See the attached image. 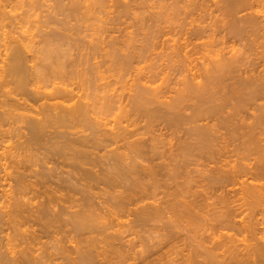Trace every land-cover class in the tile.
<instances>
[{
  "label": "bare ground",
  "instance_id": "obj_1",
  "mask_svg": "<svg viewBox=\"0 0 264 264\" xmlns=\"http://www.w3.org/2000/svg\"><path fill=\"white\" fill-rule=\"evenodd\" d=\"M18 1L22 2V0ZM62 1H57V6L55 5L56 12L58 11L62 15L65 14V18H75L77 22H80L81 20L84 21L83 18H88L90 15L94 16L98 13V10L99 13L102 12L101 8L103 9L106 3V0H69V2L66 1L68 2L66 4L64 3L65 0ZM142 1L144 4V2L146 3L148 0ZM173 1L174 2L171 3L172 12H168V14L167 11H163L160 12V15L156 14L155 17H152L155 19L154 24L156 25H149L147 32L145 31L146 33L144 32V34H140L141 37L139 38L141 39L137 40V42L139 41L138 43H140L139 45H134V42L136 41L135 35H125V37H127L124 39L125 41L112 38L110 41L106 42L103 38L104 34H101L104 40L101 43L99 42L100 45L97 43V46H93L91 49L89 47V54H86L88 53L87 49L85 51L86 53L82 54V56L86 55L85 58H82L80 55L82 59L80 58L77 60V58H73V55L71 57V54L74 51L69 53V50L72 49L69 48L71 45L70 41L73 43L74 41H77V39L71 35L72 38L76 39L72 40L67 33L68 31L70 33L72 28L75 29V32L80 31L77 25L70 29L65 27H62V29L57 25L55 26L57 28L53 29V31L55 30V34L52 32L53 35H51V32L49 31L50 33L48 32V34L50 35L47 34L46 36L44 33L45 36L43 35L44 38L42 39L47 48L45 50L43 49L44 52L43 50L41 51V55L43 54L44 57L42 56V58L41 55H39V58L42 60L41 63L46 59L44 65L48 71L50 70V73L41 72L38 76L40 79L46 80L45 86L41 85L32 88V85L34 86L33 82L37 77H34L33 75L35 73L33 72L34 67L31 68L32 70L29 68L30 61L28 62L27 59L29 58H26L28 53L24 51H26L25 49L30 43H28L29 45L27 44L26 40L21 36L22 34H17V37L11 36L12 39H10V41L7 42V45H5V51H0V57L2 55L0 58V183L3 182L1 184H4L6 181H13L14 179V183L17 181L16 183L18 186H21L20 190H18L19 192H17L18 195H16L17 190L15 191L13 189V191H11V186L10 192L9 190L7 191V189H5L7 192L3 190V188H1L2 190L0 189L2 194L4 191L5 196L7 195L6 197L3 196L4 194L2 195L3 197L0 196L2 197L0 200L7 198L3 201L5 205L3 204V206H1L2 201L0 205V211L6 213H0L2 214L0 216L2 217L0 218V227L1 223L5 222L8 224V227L6 228L7 232L9 229L16 232L21 231V235H19L21 236L20 241L23 242L21 245H24L25 243L27 245H25L26 247L23 246V250H20L19 252L15 251L14 247H11V249L13 248L12 250L8 247L9 252L12 251L10 254H13V256L10 257L9 255L10 260H2L1 262L5 261L3 264L8 262L6 260H9V264H49V261L54 262V264H60L64 260V253L69 248L67 247L66 249L65 247L70 245L69 243H71V239H77L72 242L75 243L73 244L74 248L71 245L72 249L75 251L73 253L75 254L77 252V257L73 255L75 258H69L70 264H159L161 263L160 260L163 259L162 257L166 256L164 251L165 256H162L161 254L163 253H161V251L166 249L165 247L169 242H165L163 245H161L162 243L159 244L160 247L157 245L155 246V243L154 246H151L148 249L144 246L145 248H142L140 252H130L123 247L127 245H125L127 240L125 242V239L123 238V241L125 242L123 245L119 244L121 241L116 243L117 241H114L113 239L119 234L118 232L120 230L118 228L121 230L127 228V231H129V227L131 229L133 226H141L142 223L144 226H147L150 224L151 220L154 222L159 220L162 221L166 215L167 217L165 219L168 218L169 220L167 221H170V223L173 222L171 220L175 219L174 222L176 224L184 225L186 223L190 226L187 227V229H190L188 232L192 234V236H190L192 237V240L190 241H195L188 244V249L190 248V250L187 254H182V251L181 253L179 252L183 256L181 255V257H179V260H181L180 262L177 260L178 264H264V226H262L264 225V183H255L258 182V180H264V68L258 69L260 64L264 63V42H261V39L264 38V2H262V0H224L222 1L223 3L221 2L224 4L225 12L229 17L227 24L224 23L225 21L223 20V24H226V27H223V30L225 28L227 31H225V38L227 35L231 45V42H233V45L230 47L231 49L228 48L227 51V48H224V46L222 48L219 47L220 49L213 48L218 46V44L217 46L213 45V43L217 41L214 39L218 38H214L213 33V36H210L214 39L211 38L210 40V36H208L210 31V28H208L209 26L192 25L195 22V12L199 11L201 4L198 2L196 3V1L195 4L194 0ZM13 2H15V0H0L1 26H5L6 24L12 25L16 22L14 20H18L20 17V15L17 17V14L16 16H10L12 13L10 14V11L6 12V8L9 7L8 5H11ZM115 2L117 3L116 0ZM222 4L220 5V8H223ZM107 5L108 4H106V6ZM129 6L130 5H128V7ZM164 8H166V5ZM245 11L250 12L244 16L239 15L242 12L245 13ZM127 12L129 13V11ZM48 14L51 15L50 13ZM12 17L14 22L11 24ZM51 17L53 16H50V18ZM21 19H23V17ZM7 20L10 21L7 23ZM67 23L65 21L63 24L66 26L68 25ZM110 23L111 22H108V24ZM58 28H61L63 32L59 29L60 31H58L60 33H56L58 32L56 31ZM82 28L84 29V27ZM97 32L100 34V29L99 31L97 30ZM40 35L41 33L39 36ZM166 35H171L173 37L169 36L168 38L170 39H163L161 41ZM77 36L79 37L80 33H78ZM207 39L209 40L207 41ZM33 40L35 41L36 39ZM61 40L62 43L58 42L57 45L59 46L56 47L55 42ZM236 41H244L243 48L237 49L234 44ZM245 41L248 44L245 43ZM80 43L82 42H74L75 48L76 44L78 45ZM216 43L217 42H215V44ZM221 43L223 42L221 41ZM257 44L259 45L258 48L261 49L256 51L257 53H254L255 55L257 54L258 61L261 60L260 63L252 60L251 62L248 57L249 53L252 54L251 51L254 50L250 49L253 46L256 47ZM53 45L55 46L54 48H52ZM72 45L71 47H73ZM209 47L211 50H209ZM81 48H83V46ZM98 48L102 49L99 52H104V54H102V56L105 57L104 62L107 64V58H109L111 64L109 63L108 65L111 66L105 65L104 67H106V70H99L100 73L97 70V74H102L107 70L110 71L113 65L114 67L118 65V69L120 68L123 70L126 67L125 70H128L129 68L133 70L131 67L132 65L136 66L137 62L139 64L142 62L141 60L147 59L150 55L153 56V54H157L160 58L164 51L165 54L162 55L172 64L171 68L174 73L173 75L182 76L181 79L178 77V81L176 80L174 83L182 86L174 93V90H171L172 88H167V85H165L167 89L165 88L164 83H168L167 79V82L163 83L164 87H162V80L164 78L169 79L167 76H169L170 72H167L165 69V71H160L159 69V72H156L154 71L155 68L151 66L153 67V71L150 67V71L152 72L149 71V73L144 74L145 72H142L145 71V69L142 71L141 68V73L140 71H137L138 76L137 74H134V76L136 75L135 77H138V80L133 76V80L135 79L133 82L135 88L133 87L131 94L128 93V99H126L127 103L125 104L126 107L128 106L127 110L133 113V115L128 113L130 118H128L129 116L127 114L128 117L126 119V116L123 113L125 112L123 110L125 105H123L124 107L122 106L123 102L121 105L119 104L122 98L117 90L113 91V89L110 88L112 87V84L109 82L111 84L110 86L106 81L104 82V84L107 83L106 88L105 86L101 88L102 86L100 84H97V86L95 83L98 77L106 79V76L104 77L103 75H101V77L96 75L95 78L92 76L96 74L95 70L97 68L100 69L102 64L100 67L97 66L94 70L95 73L91 70L93 74H91L92 72L89 73V70L88 72H85L87 69L81 71V73L79 70L76 71V68V70L72 68L82 64L86 65L87 60L90 62L94 56H91V59L89 60L87 58L88 55L90 57L92 53H98ZM158 48H160L162 52L157 53ZM206 51H208V53H206ZM248 51L250 52L248 53ZM246 54L248 55L247 57ZM98 55L100 56V54ZM163 56L162 58H164ZM48 59L51 61V67L49 66V61H47ZM51 59H54L53 62ZM101 62L103 63L102 60ZM133 62L136 63L134 64ZM92 63L93 62H91L90 65H92ZM168 63L167 65H169ZM135 66L134 68L136 71L137 68ZM114 67L112 69L117 70V68ZM90 68L91 66H89L88 69ZM138 69L140 70V68ZM131 70L130 72L129 70L125 71L126 74L124 75V70L119 73L122 72L121 76L126 75L127 77L128 74H131ZM162 71L165 73H162ZM127 72L129 73L127 74ZM116 73H118V71ZM88 74L90 78L88 77ZM161 75H163L162 78H164L161 79L162 82H158L160 83V86L153 87V84L157 81L156 79L159 78L160 80ZM75 77L81 79L80 81H77H82V85L85 84L83 79L84 81L86 80L85 82L89 83V86L86 83L87 87H91L92 83L93 86L95 84L94 88H91H96L95 90L97 92L95 93L94 90L90 88V90H92L91 93H84L85 88L83 89V87H80L81 83L77 82L79 87L75 82L72 83ZM103 78L101 79L104 80ZM236 79H238V81H235ZM166 80L164 79V81ZM228 80H230L231 84H229ZM14 83L17 86H14ZM235 83L237 86H240L237 87ZM9 85H12L13 88L8 89L7 87ZM229 85L232 86L231 89L229 88ZM239 87H241V91L247 88H253L254 90L252 89L248 94L247 91L246 94L240 91L242 94L239 95L236 90ZM49 88L51 89L50 91H48ZM104 89L105 91H103ZM169 89L173 92L172 94H174L173 96L169 94L171 97L166 96L170 93L168 92ZM228 89L233 92L235 91L234 96L236 97L233 98V95L229 94L230 91L228 94L232 96L231 99L227 95L228 100L227 97H225V99L222 96L220 97V94ZM99 91L103 93H101V97L99 94L97 95ZM93 92L96 95L93 96ZM236 92L237 95H235ZM221 98H223V101L220 100ZM232 99L237 100V102L239 101V104L236 103L235 105L238 104L240 107H238V105H233L234 107H237L234 109L231 105V110H234L231 113H226L228 102ZM218 100H220V103ZM242 102L249 103L251 107L254 105L252 108L255 109L256 113L249 116L244 112L243 116L242 112L245 110H242L243 107L241 108ZM120 108L122 109L121 111H123L124 118L127 120L125 121L126 125H122L124 122L121 124V121H119V124L116 121V123L119 124L118 126H113L116 123L109 126L108 123L110 120L108 116ZM95 114H99L98 116L96 115L97 117L101 114L103 117H101V119L97 118L94 116ZM104 115H106L107 118L106 116L104 118ZM245 115L248 116V120L254 117L253 121H247ZM249 117L251 118L249 119ZM102 118H104V120H102ZM106 119L109 120L108 123ZM129 119L130 123L128 122ZM142 119L147 123H145L147 126H151V124L153 125L155 122V124H158L157 122H159L164 126L162 129L159 128L157 131L155 130V134L154 130L149 131L150 128L147 129V126L141 123V121H143ZM105 120L106 122H104ZM138 120L139 123L143 125L142 127L137 126V124L140 125L137 123ZM4 124L9 125V128L7 125V128H4ZM144 127L147 130H144ZM152 129L153 128H151V130ZM222 129H225L229 134L226 135L227 133L224 132V135H226L227 138L220 133ZM158 131L160 133L157 134ZM168 134L170 136H167ZM218 140H221V142H218ZM217 143L219 145L220 143L224 144H221L222 146L218 147ZM216 145L218 149H216ZM228 145H232L230 149L227 147ZM242 145L244 146L243 148L241 147ZM225 147L228 149L225 150ZM238 147L240 150L244 149V151L242 150L241 152ZM244 153H246L248 157L250 156V153L251 155H255L253 161L251 158L247 159V155L244 156ZM194 154L195 156H193ZM188 155L189 157L192 156L194 158L197 155H204L203 157H208L209 159L214 158L211 160L215 161L216 159L215 163H217V165L224 162L223 164L221 163V166L215 165L216 167L210 170V173L215 174H213L214 177L209 175L212 177V180H210L212 184L210 182H208V184H211V187L213 184L219 185L215 186L216 188L214 187L217 192L221 191V193L217 194L218 199L215 195L217 192L211 190L215 193L214 196L213 194L211 195L212 192H210V190H207L206 194L203 193L206 192V190L203 191L204 189H202L200 191H203L202 193L204 195H208L209 191V195L216 197L215 199L219 200L217 201L219 203H213L215 206L213 204L209 206V203L206 205L207 200L204 199L206 196L203 197L202 193L197 194L196 189L194 191L196 194L191 191L192 189L189 190V188L181 189L173 187L172 190L176 192L170 190V181L180 185L178 177H182V174H184L182 172L184 170L186 171L189 159L191 158L190 160H192V157H187ZM183 157L184 160H187L185 161V167L182 164L184 163V160H182ZM198 157L199 156H197V158ZM203 157L201 156L200 158ZM234 157H236L235 160L233 159ZM105 158L107 161L103 160ZM177 158H181L180 160H182V162H179V159ZM231 159L237 162H230ZM38 160H41V164L39 163L41 165H39L40 169H34L36 168L34 165L37 164ZM238 160H243L244 162L240 161V163ZM34 161L36 162L34 163ZM173 161L177 162L174 163ZM31 162L33 165L30 164ZM36 166L38 167V164ZM108 166L112 168V170H110ZM28 167L34 169V172L33 169H30L31 172H33L32 174L31 172L28 173ZM41 167H43V169H41ZM182 167L185 169L183 170ZM35 170L37 171L35 172ZM162 170H166V172H163L164 174H167V177H164ZM30 174L34 176L35 179L31 180L32 178H30ZM159 175L163 176L161 179L167 178V182L169 177L170 183L169 186L167 185L169 190H167V186L165 185H163V188H161L160 185L158 186L160 182ZM244 176H249L252 180L256 181H251V183H249V178L244 179ZM27 178H30V180ZM52 178H57V180H53ZM12 181L6 183L8 184V187L12 184ZM162 182L167 183L166 180L161 181V183ZM231 183H234V185L239 183V185H242V188H237L236 190H234L235 188H231L232 190L230 188V190L225 188ZM1 184L0 186H2ZM13 185L15 184H12V186ZM164 186L166 188H164ZM97 187L98 190L100 189L99 191L106 196L104 200L101 199V202H98V207L96 206L97 208H95L92 198L97 195L93 196L92 194L97 190H91H93V188L97 189ZM159 188L164 189L163 192L158 191ZM164 191H166L165 195L163 194ZM159 192L162 193L160 195H164L161 196L162 198H158ZM167 192L170 194H167ZM102 193H100V195ZM79 194L81 195V198L76 197ZM27 195H30V197L26 198V200L30 198L29 200H31V202H25L23 200ZM211 196L210 198H212ZM166 197H168V199ZM201 197H203V200ZM204 200L206 202L205 205L211 207L213 211H208L207 209V213H203V208H206L203 205L205 203ZM237 201L239 204L235 205ZM202 205L203 208L201 207ZM200 208L203 209V211H199ZM4 215L7 216V218H5ZM66 216L69 218H65ZM258 216H261V219H259ZM169 224L165 226L167 230L170 228L169 232H166L167 236V233H170L169 236L171 238L169 237V239L176 240L177 237L180 238V236L177 235H175L177 237L173 238L174 234H177L173 233L176 230L174 228L177 227H174L176 224H172L174 226ZM67 227H69V230ZM115 227H117L116 229L118 230H113ZM165 227H158V229L164 231V229H166ZM185 227L186 226L184 225V228ZM2 228L3 227H1L0 230ZM184 228L182 227V229ZM184 230L186 231V229ZM123 231L126 230L124 229L122 232ZM178 232H180L179 226ZM9 233L10 232L7 234ZM146 233L149 234L148 232ZM61 234L62 237L64 236L63 238L61 237ZM240 234H245V238L239 239L237 236ZM76 236H78L79 239ZM187 236L186 239H190V237ZM45 237L54 240L53 243L51 239H48L51 240L49 243L54 244L52 246L53 249H50L51 246L48 245H45L44 247L43 244L38 246L41 251H37V249L34 250V245L31 246V244L34 242L41 243V240H44ZM169 239L168 241H170ZM66 240H69L67 241L69 243L64 245L65 243L63 242H66ZM175 240H173L174 243H176ZM179 241L180 240H178V242ZM169 244L172 246L174 245L172 243ZM190 245L192 246V249ZM46 247H49V249ZM32 249L37 252L34 253ZM72 249L71 253L73 251ZM51 250H53L54 254ZM54 250L58 251V254H56ZM67 252L70 253L68 250ZM71 253L68 255H72ZM53 255L56 256H54L56 260L58 256L63 257L61 259L58 257L61 262L57 260L58 263L54 261L55 259L51 261ZM1 258H7V256ZM171 261L170 264H175L176 262L172 261L171 263Z\"/></svg>",
  "mask_w": 264,
  "mask_h": 264
},
{
  "label": "rangeland",
  "instance_id": "obj_2",
  "mask_svg": "<svg viewBox=\"0 0 264 264\" xmlns=\"http://www.w3.org/2000/svg\"><path fill=\"white\" fill-rule=\"evenodd\" d=\"M18 0H15V2H13L11 5H8L9 7H7L5 10H6V12L7 11H10V16H16V14L18 15L17 17H19V15H20V17L18 18V20L17 19H15L14 21H16V22H14L12 19H13V17L11 18V24L12 25H10V24H6L5 26H1L0 25V51L1 52H4L5 51V49L4 48H6V46L5 45H7V42L8 41H10V39H12L11 38V36H15V37H17L18 35L17 34H22L21 36L23 37V39L24 40H26V42H27V44L28 43H30V45L25 49L26 51H24V52H27L28 53V55H26V58H29V59H27V61L29 62V68L31 69L32 67H34V71L33 72H35L33 75H34V77H37L35 80H34V86L32 85V88H36V86H45V81L46 80H44V79H40L39 78V76H38V74L40 73L41 74V72H49L50 73V70L48 71V69L47 68H45L46 66L44 65V62H45V60L46 59H44L43 61L44 62H42L41 63V61L42 60H40V58H39V55H41V51L44 49H46L47 47H46V45H45V42L43 43V39L42 38H44V36H45V34H46V36H47V34H48V32L50 31L51 32V35H53V33L55 34V30L53 31V29L54 28H57V27H55V26H59V27H65V28H72L73 26H75V25H77L78 26V29L80 30V31H82V32H80V31H76L75 32V29L74 28H72V31H70V33H69V31L67 32L68 33V35H70V37H71V35H72V37H74V38H76L77 39V41H74V42H82V43H80V44H76V48H75V45H74V42L73 43H71V41H70V44L74 47H71V45H70V49L72 48V49H75V50H69V53L70 52H73L72 54H71V57H72V55L74 56L73 58H77V60L78 59H80L81 57L82 58H85V56L83 55L82 56V54H85L86 52V50H87V52L88 53H86V54H89V50L91 49V47H93V46H97L96 44L98 43L99 44V42L101 43L104 39H105V41L107 42V41H110L112 38H114V39H117V40H122V41H125L124 39H126L127 37H125V35L126 36H129V35H135V37H136V41L134 42V45H139L140 43H138L137 42V40H140L141 38H139V37H141V35H142V33L144 34V32L146 31L147 32V30L149 29V25L151 26V25H156V24H154V21H155V19L154 18H152L153 16L155 17V15L156 14H159L160 15V12H163V11H167V13L169 12H172L173 10H172V5H171V3H173L174 1L173 0H166V2H165V0H144V1H147L146 3L144 2V4H143V1L142 0H120V1H118V0H116L117 1V3L115 2V0H106V3H105V5H104V8L102 9L101 8V11L102 12H100L99 13V10H98V13H96L94 16H95V18H94V16L93 15H90L88 18L86 17V18H83L84 19V21L83 20H81L80 22H77L76 21V19L75 18H71V19H69L68 17H64V15H62L61 13H59L58 11L56 12V8H55V5L57 6V1L56 0H22V2L20 3L19 1L17 2ZM30 1V2H29ZM37 1V2H36ZM53 1V2H52ZM60 1H62V0H60ZM64 1V0H63ZM62 1V2H63ZM66 1H68L69 2V0H65L64 1V3L66 4V3H68V2H66ZM109 1V2H108ZM195 1H196V3L198 2L199 4H201V7H199V11L198 12H195V22L192 24L193 26H198V25H200V26H209L208 28H210V31H209V33H208V36H210V35H212L213 36V33H214V38H218L219 39V41H218V39H214L212 36H210L209 38H210V40H211V38H213L214 40H217V41H215V42H217L216 44H215V42L213 43V45H215V46H217V44H218V48L217 47H213V48H216V49H220V48H222L223 46H224V48H227L226 50L228 51V48H230L232 45H233V42H231L232 43V45L230 44V41H229V39H228V37H227V35H226V38H225V34H226V30H225V28H224V30H223V27H226V24L228 23V19H229V17H228V15H227V13L225 12V7H224V4H222L223 2L222 1H224V0H194V3H195ZM209 1V2H208ZM17 2V3H16ZM26 2V3H25ZM35 2V3H34ZM112 2V3H111ZM115 2V3H114ZM125 2V3H124ZM202 2V3H201ZM205 2V3H204ZM222 2V3H221ZM262 2H264L263 0H262ZM16 3V4H15ZM32 3V4H31ZM56 3V4H55ZM110 3V4H109ZM119 3V4H118ZM130 3V4H129ZM166 3V4H165ZM195 3V4H196ZM218 3V4H217ZM22 4V5H21ZM53 4V5H52ZM106 4H108L107 6L109 7H107L106 6ZM115 4V5H114ZM203 4V5H202ZM222 4V6H223V8H220V5ZM17 5V6H16ZM32 5V6H31ZM117 5V6H116ZM128 5H130L129 7H128ZM166 5V8H164V6ZM219 5V6H218ZM12 6H14V7H12ZM50 8H48V7ZM118 6H119V8H118ZM170 6V7H169ZM218 6V7H217ZM221 6V7H222ZM117 9H116V8ZM180 7H181V5H180ZM203 7H204V9H203ZM208 7V8H207ZM52 8V9H51ZM121 8V9H120ZM125 10H124V9ZM132 8V9H131ZM144 8V9H143ZM11 9V10H10ZM15 9H16V11H15ZM48 9V10H47ZM127 9V10H126ZM134 9V10H133ZM204 10V11H201V10ZM205 9H206V11H205ZM209 9V10H208ZM211 9V10H210ZM221 9V10H220ZM223 9V10H222ZM264 9V8H263ZM113 11V12H111V11ZM137 10V11H136ZM139 10V11H138ZM49 11V12H48ZM104 11V12H103ZM107 11V12H106ZM119 11V12H118ZM127 11H129V13L127 12ZM135 11H136V13H135ZM144 13H143V12ZM196 11V10H195ZM201 11V12H200ZM50 13L51 15H49L48 13ZM52 12V13H51ZM106 12V13H105ZM108 12H110V13H108ZM117 12V13H116ZM132 12V13H131ZM139 12V13H138ZM164 12V13H165ZM200 12V13H199ZM203 12V13H202ZM205 12V13H204ZM248 12H250V11H245V13L244 12H242L241 14H239L240 16H244L245 14L247 15V13ZM18 13H20V14H18ZM23 13V14H22ZM103 15H102V14ZM168 13V14H169ZM210 13V14H209ZM212 13V14H211ZM225 13V14H224ZM47 14H48V16H47ZM61 14V15H60ZM101 14V15H100ZM135 14V15H134ZM140 14V15H139ZM142 14V15H141ZM206 14V15H205ZM249 14V13H248ZM23 15V16H22ZM58 15V16H57ZM99 15V16H98ZM112 15V16H111ZM131 17H130V16ZM204 15V16H203ZM208 15V16H207ZM50 16H53V17H51L50 18ZM57 16V17H56ZM61 16V17H60ZM66 16V15H65ZM102 16V17H101ZM119 16V17H118ZM151 16V17H150ZM203 16V17H202ZM208 18H207V17ZM225 16V17H224ZM16 17V18H17ZM23 17V19H21ZM45 17V18H44ZM49 19H48V18ZM92 19H91V18ZM99 17V18H98ZM109 19H108V18ZM110 17H111V19H110ZM122 19H121V18ZM124 17V18H123ZM143 17V18H142ZM199 17V18H198ZM206 17V18H205ZM53 18V19H52ZM59 18H60V20H59ZM68 18V19H67ZM113 18V19H112ZM114 18H115V20H114ZM119 18V19H118ZM142 18V19H141ZM203 18V19H202ZM206 20H205V19ZM48 19V20H47ZM58 19V20H57ZM64 19V20H63ZM107 19V20H106ZM140 19V20H139ZM148 19H149V21H148ZM152 19H154V20H152ZM226 19V20H225ZM21 20V21H20ZM25 20V21H24ZM47 20V21H46ZM54 22H53V21ZM68 20V21H67ZM74 20V21H73ZM79 20V19H78ZM105 21V22H103V21ZM112 20V21H111ZM117 20V21H116ZM142 20V21H141ZM225 22H224V21ZM8 21H10V20H7V23H8ZM20 21V22H19ZM59 21H60V23L61 22H63V23H65V21H66V23L68 24V25H66L65 26V24H63V23H59ZM69 21H70V23H69ZM87 21H89V22H87ZM107 21V22H106ZM136 21H138V22H136ZM144 21H147V22H144ZM151 21V22H150ZM153 21V22H152ZM200 21H201V23H200ZM227 21V22H226ZM38 22V23H37ZM39 22H41V23H39ZM46 22V23H45ZM50 22V23H49ZM86 22V23H85ZM108 22H111L110 24H108ZM141 22V23H140ZM157 22V21H156ZM198 22V23H197ZM223 22L224 23H226V24H223ZM52 23H54V24H52ZM57 23V24H56ZM61 25H59V24ZM81 23V24H80ZM106 25H105V24ZM116 23V24H115ZM134 23V24H133ZM135 23H136V25H135ZM138 23V24H137ZM146 23V24H145ZM149 23V24H148ZM46 24H48V25H46ZM64 26H63V25ZM74 24V25H73ZM89 24V25H88ZM108 24V25H107ZM118 24V25H117ZM122 24V25H121ZM38 25V26H37ZM44 25V26H43ZM45 25H46V27H45ZM70 25V26H69ZM80 25H82V26H80ZM85 25V26H84ZM100 25H101V28H100ZM117 25V26H116ZM146 25V26H145ZM212 25V26H211ZM223 25V26H222ZM225 25V26H224ZM11 26H12V28H11ZM21 26V27H20ZM41 26V27H40ZM48 26V27H47ZM51 26V27H50ZM80 26V27H79ZM112 26V27H111ZM116 26V27H115ZM132 26V27H131ZM8 27V28H7ZM41 29H40V28ZM82 27H84V29L82 28ZM109 27V28H108ZM119 29H118V28ZM128 27V28H127ZM140 27V28H139ZM147 27V28H146ZM228 27V26H227ZM14 28H16V29H14ZM45 28V29H44ZM50 28V29H49ZM61 28H58L56 31H58L59 29L62 31V29ZM105 28V29H104ZM113 28V29H112ZM121 28V29H120ZM135 28V29H134ZM144 28V29H143ZM9 31H8V30ZM11 29V30H10ZM18 29V30H17ZM38 29V30H37ZM41 30V32H40V30ZM99 29H100V34H99V32H97V30L99 31ZM115 29V30H114ZM128 29V30H127ZM141 29V30H140ZM227 29V28H226ZM15 32H14V31ZM59 30V31H60ZM103 30V31H102ZM105 30V31H104ZM108 30V31H107ZM117 30H119V31H117ZM130 30V31H129ZM12 31V32H11ZM20 31V32H19ZM23 31V32H22ZM56 32V33H60V32ZM64 31H65V29H64ZM125 31V32H124ZM132 31V32H131ZM226 31V32H225ZM5 32H6V34H5ZM36 32H38V33H36ZM41 33V35L39 36V34ZM47 32V33H46ZM49 32V33H50ZM53 32V33H52ZM63 32V31H62ZM74 34H73V33ZM80 33V36L78 37L77 35H78V33ZM97 32V33H96ZM145 32V33H146ZM222 32V33H221ZM27 33V34H26ZM35 33V34H34ZM45 33V34H44ZM75 33H76V35H75ZM95 33V34H94ZM109 35H108V34ZM5 34V35H4ZM24 34H26V35H24ZM31 34V35H30ZM101 34H104L103 36L101 35ZM116 34V35H115ZM141 34V35H140ZM17 35V36H16ZM44 35V36H43ZM48 35H50V34H48ZM73 35H75V36H77V37H75V36H73ZM86 37H85V36ZM88 35H89V38H88ZM91 35H92V38H91ZM118 35H120V36H118ZM139 35V36H138ZM4 36V37H3ZM10 36V37H9ZM38 36V37H37ZM101 36V37H100ZM115 36V37H114ZM169 36H171V35H169ZM168 35H166L165 37H163L162 39H161V41L164 39V40H167V39H170V38H168L169 37ZM216 36V37H215ZM6 37V38H5ZM20 37V36H19ZM18 37V38H19ZM71 37V38H72ZM94 37V38H93ZM95 37H96V39H95ZM104 39H103V38ZM110 39H109V38ZM171 37H173V36H171ZM26 38V39H25ZM74 38H72V40H76V39H74ZM81 38V39H80ZM101 38V39H100ZM176 38V37H175ZM30 39V40H29ZM33 39H36L35 41L33 40ZM91 39V40H90ZM98 39V40H97ZM100 39V40H99ZM212 39V40H213ZM228 39V40H227ZM209 39H207V41H208ZM6 41V42H5ZM31 41V42H30ZM38 41V42H37ZM221 41L224 43H221ZM264 42V38H262L261 39V42ZM34 42V43H33ZM38 44H37V43ZM58 42H61L62 43V40L61 41H56L55 42V44H56V47L57 46H59V45H57V43ZM64 42V41H63ZM66 42V41H65ZM94 42V43H93ZM219 42V43H218ZM228 44H227V43ZM161 43V42H160ZM173 43V42H172ZM245 43H247L246 41H245ZM54 44V43H53ZM93 44H95V45H93ZM220 44H222V45H220ZM235 45H236V48L237 49H240V48H243V46H244V41H242V42H239V41H236V43H234ZM248 44V43H247ZM247 44H245V45H247ZM5 46V47H3V46ZM100 45V44H99ZM241 45V46H240ZM2 46V47H1ZM31 46V47H30ZM33 46V47H32ZM39 46V47H38ZM61 46V45H60ZM83 46V48H81ZM104 46V45H103ZM103 46H100V47H103ZM29 47H30V49H29ZM43 47H45V48H43ZM55 46L53 45V47L52 48H54ZM67 47V46H66ZM89 47H90V49H89ZM210 47H211V45H210ZM209 47V50H211V48ZM220 47V48H219ZM259 47V45L257 44V46L255 47V46H253L250 50H253V51H251V53L252 54H250L249 52L250 51H248V53H249V56L246 54V57L248 56L249 58H250V61L252 60V61H254V62H258V63H260V61H258V56H256L255 55V53H257L256 51H258L259 49H261V48H258ZM36 50H35V49ZM68 48V47H67ZM67 48H65V49H67ZM160 48H162V47H160ZM160 48H158V51H157V53L158 52H162V50L160 49ZM64 49V48H63ZM99 49V50H98ZM97 50H98V53H97V55L98 54H100V58L96 55V53L94 52V53H92L91 55H90V57H89V55H88V59L90 60L91 59V56L93 57H98L97 58V60H96V58H92L91 59V61L89 62L88 60H87V62H88V64H87V62H86V65H79V66H75V67H72L74 70H76V71H83V70H85V69H87V70H85V72L87 71L88 72V70H89V73L90 72H92L91 70H93V72H94V70L97 68V66L98 67H100V65H101V67H100V69H96L95 70V72L98 70V72L100 73V71L99 70H101V71H105L106 70V67H104L105 65H108L109 63H110V61H109V58H107L108 59V61H107V64H106V62H104V56H102V54H104V52L102 51V52H99V51H101L102 49L101 48H98ZM231 49V48H230ZM35 50V51H34ZM44 50H43V52H44ZM132 50V49H131ZM214 50V49H213ZM32 53H31V52ZM40 51V52H39ZM166 51V50H165ZM243 51H244V49H243ZM0 52V53H1ZM37 53V55H36V53ZM39 52V53H38ZM81 52V53H80ZM84 52V53H83ZM255 52V53H254ZM77 55H76V54ZM80 53V54H79ZM206 53H208V51H206ZM35 54V55H34ZM94 54V55H93ZM162 54L164 55L165 54V52L163 51L162 52ZM161 54V56H160V58H159V56H157V54H153V56L152 55H150V57H148L147 59H143V60H141L142 62H140L139 64H138V62L136 63V62H133L134 64L136 63V68L138 69V68H140V70L138 69H136V71H135V68H134V66L132 65L131 67L133 68V70H131V68H127L128 70H129V72H130V70H131V74H128L129 72H127V77H126V75L125 76H121V74H122V72L121 73H119L120 71H123L124 70V73H123V75L124 74H126L125 73V71H128V70H125L126 69V67H125V69H118L117 68V66L116 67H114V65L112 66V68L114 67V68H117V70L116 69H110V71L109 70H107L106 72H107V74H106V72H101L102 74H97L98 72H96V74H94V75H92L94 78L96 77V75H98V76H100L101 77V75H103L106 79H104L103 77H101V78H103L104 80H102L101 78H97V80H96V85L97 84H100L102 87L101 88H103V86H105V88H106V84L107 83H111L112 84V87H110V88H112L113 89V91H115V90H117V92H118V94L121 96V98H122V100L120 101V105L122 104V102H123V104H122V106L123 105H125V108H123V107H121V108H123V110L125 111V112H123V111H121L122 109L120 108L119 110L117 109V110H115L114 111V113H112L111 115H107L108 116V118H109V120H107V123H108V121H109V126L110 125H112V124H115L116 123V121H117V123H119L120 124V122L119 121H121V124H122V122H124V124H122V125H126V122L125 121H127L126 119H127V117L129 116V114L131 113V112H129L128 110H127V108H128V106L126 107V104L125 103H127L126 102V99H128L127 97H128V93H132V91L131 90H133V87H134V80L137 78V80H138V77H135L134 76V74H137V71L139 72L140 71V73H141V68H142V71L145 69V71H143L142 73H144V74H146V73H149V71H150V67L151 66H153L155 69H154V71H156V72H159L158 70L160 69V71L161 70H163V71H167V72H170L169 73V76H167V77H169V79L168 78H164L165 80L167 79L168 80V83H164V82H167V80L166 81H164V79L162 78V76L163 75H161L160 77V80H159V78L158 79H156L157 81L153 84V87H156V86H160V83H158V82H162V87H164L165 85H167V88H172L171 90H174V93H175V91L177 90V89H179L181 86H180V84H178V85H176L177 83H174V82H176V80L178 81V77H179V79H181L182 78V76L180 77L179 75L178 76H174L173 74V70H172V64L169 62V61H167L166 60V58L163 56ZM80 55H81V57H80ZM31 56V57H30ZM38 56V57H37ZM43 56V54L41 55V57ZM77 56V57H76ZM149 56V55H148ZM162 56L164 57V58H162ZM1 57H2V55H1ZM0 57V58H1ZM33 57V58H32ZM44 57V56H43ZM42 57V58H43ZM37 58V59H36ZM56 58V57H55ZM81 58V59H82ZM155 58V59H154ZM159 58V59H158ZM248 58V59H249ZM103 61V63L101 62V60ZM255 59V60H254ZM260 59V58H259ZM39 60H40V62H39ZM50 59H48L47 61H49ZM52 60V62H53V60L54 59H51ZM84 60V59H83ZM94 60V61H93ZM46 61V62H47ZM55 61H56V59H55ZM55 61H54V64H55ZM249 61V60H248ZM249 61V62H250ZM251 61V62H252ZM38 62V63H37ZM91 62H93L92 63V65H90L91 64ZM99 62V63H98ZM169 62V63H168ZM253 62V63H254ZM40 63V64H39ZM49 63V66L51 67L52 66V64L50 65V63H51V61H49L48 62ZM48 63H46V64H48ZM97 63V64H96ZM113 63V62H112ZM167 63L169 64V65H167ZM257 63V64H258ZM39 64V65H38ZM85 64V63H84ZM95 64V65H94ZM111 64V63H110ZM164 64V65H163ZM262 64V65H261ZM260 64V66H259V68L258 69H262V68H264L263 67V65H264V63H261ZM42 65V66H41ZM44 65V66H43ZM171 65V66H170ZM86 66V67H85ZM89 66H91V68L90 69H88L89 68ZM94 66H96V67H94ZM108 66H111V65H108ZM44 67V68H43ZM94 67V68H93ZM103 67V68H102ZM153 67H151V70L153 71ZM168 68V70H167V68ZM261 67V68H260ZM76 68V69H75ZM103 70H102V69ZM105 68V69H104ZM109 68V67H108ZM163 68V69H162ZM47 70V71H45V70ZM51 69V68H50ZM149 69V70H148ZM165 69V70H164ZM32 70V69H31ZM36 70V71H35ZM43 70V71H42ZM114 70V71H113ZM172 70V71H171ZM264 70V69H263ZM118 71V73H116ZM152 71H150V72H152ZM162 71V73H165V72H163ZM84 72V73H85ZM93 72L91 73V74H93ZM94 72V73H95ZM45 73H43V74H45ZM82 73V72H81ZM108 73H109V75H108ZM90 74V75H91ZM167 74V73H166ZM37 75V76H36ZM165 75V74H164ZM135 77V79L133 80V78ZM137 76H138V74H137ZM88 77H89V74H88ZM125 77V78H124ZM166 77V76H165ZM81 78V77H80ZM90 78V77H89ZM93 78V79H94ZM177 78V79H176ZM161 79H163L162 81H161ZM175 81H174V80ZM41 80V81H40ZM44 80V81H43ZM80 81L81 79H79V78H77V77H75V79H74V81H72V83H74L75 82V84H78V83H81V88L83 87V89L85 88V91H84V93L86 92V94H89V92L91 93L92 92V90H90V88L91 87H93L94 88V86H95V84H94V86H93V83H92V86L91 87H87V84H88V86H89V83H87V82H85L84 81V79H83V82L85 83H83L84 85H82V81L81 82H78V81ZM101 80V81H100ZM133 80V81H132ZM98 81V82H97ZM107 81V83H105L104 84V82H106ZM229 81V84H231V82H230V80H228ZM232 81V80H231ZM235 81H238V79H236ZM78 82V83H77ZM101 82V83H100ZM87 83V84H86ZM109 83V85L111 86V84ZM156 83H157V85H156ZM163 83H164V86H163ZM233 83H234V81H233ZM103 84V85H102ZM228 84V83H227ZM236 84V83H235ZM13 85V84H12ZM12 85H9L7 88L8 89H11V88H13L12 87ZM133 85V86H132ZM14 86H17V85H15V83H14ZM78 87H79V84L77 85ZM98 86V85H97ZM96 86V87H97ZM170 86V87H169ZM236 86H237V84H236ZM238 86H240V85H238ZM237 86V87H238ZM76 87V86H75ZM100 87V86H99ZM178 87V88H177ZM231 85H229V88L231 89ZM7 88H5V89H7ZM15 88V87H14ZM93 88H91V89H93ZM98 88V87H97ZM135 88V87H134ZM165 88H166V86H165ZM166 88V89H167ZM80 89V88H79ZM96 89V88H95ZM95 89H93L94 90V92L96 93L97 91L95 90ZM170 89H169V91L168 92H170V93H168L166 96L167 97H169L170 95H174V94H172L173 92H171L170 91ZM230 89H228L227 91H224L223 93H221L220 94V97L222 96L224 99H225V97H227V96H229V98L231 99L232 98V96H230V95H233V98L234 97H236V96H234V92L232 93L231 91H230ZM240 89V90H239ZM253 89V88H252ZM252 89L250 88V89H243V91H241V87H239L238 89H236L237 90V92H238V94L239 95H241L242 93L241 92H243V93H245L246 94V91H247V94H248V92L250 91H252ZM14 90V89H13ZM51 89L49 88L48 89V91H50ZM87 90V91H86ZM99 90H101V89H99ZM107 90V89H106ZM130 90V91H129ZM254 90V89H253ZM7 91V90H6ZM82 91V90H81ZM103 91H105V89L103 90ZM108 91H109V89H108ZM229 91H230V93H229ZM241 91V92H240ZM93 92V96L94 95H96L95 93ZM227 92V93H226ZM237 92H236V94L235 95H237ZM83 93V92H82ZM102 92L101 91H99L98 93H97V95L99 94V96L101 97L102 96V94H101ZM106 93H107V91H106ZM230 95H229V94ZM105 94V93H104ZM124 94V95H123ZM170 94V95H169ZM225 95V96H224ZM227 95V96H226ZM124 96V97H123ZM126 97V98H125ZM171 97V96H170ZM245 97V96H244ZM98 98V97H97ZM121 98H119V99H121ZM223 98H221L220 100L221 101H223ZM167 99V98H166ZM165 99V100H166ZM164 100V99H163ZM220 100H218L219 101V103H220ZM227 100H228V97H227ZM239 102V101H238ZM237 102V100H235V99H232L231 101H229L228 102V108L226 109V113L227 112H232L235 108H237V107H234V106H237L239 103ZM233 103V104H232ZM236 103H238L237 105H235ZM243 103V104H242ZM241 103V108H242V110H245V111H243L242 113H243V116H244V112H246V115H249V116H252V114L253 113H256L255 112V109H253L252 107H254V105H252V107L250 106V104L249 103H244V102H242ZM118 105V104H117ZM231 105H232V107H234V109L233 110H231L232 109V107H231ZM234 105V106H233ZM249 105V106H248ZM231 107V108H230ZM238 107H240L239 105H238ZM250 108V109H249ZM228 110V111H227ZM248 111V112H247ZM250 111V112H249ZM254 111V112H253ZM125 114V116H123L124 114ZM127 112V113H126ZM129 113V114H128ZM229 113V114H230ZM127 114H128V116H127ZM132 115H133V113H131ZM130 114V115H131ZM98 116L99 114H95L94 116ZM106 115H104V118H105V116ZM242 115V114H241ZM245 115V116H246ZM96 116V117H97ZM107 116H106V118H107ZM101 117H103V116H101V114H100V116L99 117H97V118H100L101 119ZM126 119H125V118ZM133 117V116H132ZM247 117V118H246ZM245 118H246V120L247 121H249V122H251V121H253V119H254V117H249V119L250 120H248V116H246ZM104 118H102V120H104ZM128 118H130V116L128 117ZM125 119V120H124ZM131 119H133V118H131ZM106 120L104 121V122H106ZM139 120H141V119H139ZM139 120H138V122L137 123H139ZM143 120V119H142ZM246 121V122H247ZM128 122L130 123V119L128 120ZM144 120L143 121H141V123L144 125L146 122H144ZM111 123V124H110ZM116 123V124H117ZM136 123V124H137ZM156 123V122H155ZM155 123H153V125L151 124V126H147L146 124V128L147 129H149L150 128V130L149 131H153L154 130V132H155V130L157 131V129H162V127L164 126L163 124H161V123H159V122H157L158 124H155ZM113 125V126H118L119 124H117V125ZM128 124V123H127ZM140 124V123H139ZM142 124H140V125H138L137 124V126H139V127H142L143 125ZM5 125V124H4ZM3 125V127L4 128H7L9 125H7V127H6V125L4 126ZM148 125H150V124H148ZM160 125H161V127H160ZM112 126V127H113ZM154 127H155V129H154ZM189 127V126H188ZM9 128V127H8ZM145 127H144V130L146 129ZM151 128H153L152 130H151ZM146 129V130H147ZM143 130V131H144ZM161 131V130H160ZM165 132V131H164ZM170 132V131H169ZM224 132H226L227 133V131H225V129L223 130H221V134H222V136L224 135ZM158 133H160L159 131L157 132V134ZM225 133V134H226ZM155 134H156V132H155ZM220 134V135H221ZM226 135H229L228 133L226 134ZM226 135H224L225 136V138H227V136ZM167 136H170L169 134L167 135ZM229 137V136H228ZM169 138V137H168ZM221 140H223V139H221ZM221 140L219 141L218 140V142H221ZM224 144V143H220V145L217 143V145H218V147L219 146H222V145ZM217 145H216V147H217ZM232 146V145H231ZM231 146H227L229 149H230V147ZM247 146V145H246ZM218 147L216 148V149H218ZM227 147H225V150L226 149H228ZM242 148L244 147L243 145L241 146ZM240 147V148H241ZM238 149H239V147H238ZM240 150V149H239ZM242 150L244 151V149H241L240 151L242 152ZM247 153V152H246ZM246 153H244L245 155L244 156H246L247 154ZM253 153V152H252ZM102 154V153H101ZM240 154V153H239ZM193 156H195V154L193 155ZM197 156H199L198 158H197ZM195 158L194 157H192V156H190V157H192V160H190L191 158L189 157V155L187 156V157H189L190 159H189V161H191V162H189L188 161V163H187V166H186V171L183 169V167H182V169L184 170L182 173H184V174H182V177L180 176V177H178L179 178V180H178V178H177V180L180 182V185L178 184V183H175V182H173V181H170L171 182V184H170V190L172 191V192H176V191H173L172 189H173V187L174 188H183V189H185V188H189V190L190 189H192L191 191L192 192H194L195 191V189L197 190V194L198 193H202L203 191H205L206 190V192H203V193H207V190H210V192H217L215 189H214V187L215 186H219V185H212V187L210 186L212 183H211V181L210 180H212V177H214V175L212 174V173H210V170L213 168L214 169V167H216V166H221L222 164L221 163H219L218 165H217V163H215L216 162V159H215V161H212L213 159L212 158H208V157H203L204 155H197ZM203 157V158H200V157ZM251 156V157H250ZM250 156L248 157V155H247V159L248 158H251V160L253 161V157H255V155H251V153H250ZM240 157V156H239ZM241 157H243V156H241ZM246 158V157H245ZM177 159H179V158H177ZM181 159V158H180ZM179 159V162H182V160H184V157L182 158V160H180ZM186 159V158H185ZM205 159V160H204ZM212 159V160H211ZM234 160L236 159V157H234L233 158ZM239 159H241V158H239ZM35 160V159H34ZM104 161H107L106 160V158L105 159H103ZM234 160H230V162H233V163H236L237 161H234ZM250 160V161H251ZM185 161H187V160H184L183 162L184 163H182L183 165H184V167H185ZM212 161V162H211ZM239 162L241 161V162H244L243 160H238ZM36 161H34V163H35ZM169 162H170V160H169ZM174 162V161H173ZM172 162V163H173ZM175 162H177V161H175ZM174 162V163H175ZM238 162V163H239ZM240 162V163H241ZM41 164V160H38V162H37V164H38V167L36 166V165H34L36 168H34V169H40L39 168V165ZM43 163V162H42ZM191 163V164H190ZM232 163V164H233ZM30 164H32L33 165V163L31 162ZM51 165V164H50ZM216 165V166H215ZM41 166V165H40ZM46 166V165H45ZM105 166H107V165H105ZM30 167H31V165H30ZM30 167H28V169L30 170V169H33V168H30ZM33 167V166H32ZM109 167V166H108ZM105 168H107V167H105ZM110 168V167H109ZM34 169H33V172H34ZM41 169H43V167H41ZM182 169H181V171H182ZM28 170V173L29 172H31V170L29 171ZM110 170H112V168H110ZM37 170H35V172H36ZM41 171V170H40ZM45 171V170H44ZM164 170H162V174H164V172H166V170L163 172ZM180 171V170H179ZM27 172V171H26ZM33 172H31V174L33 173ZM181 173V172H180ZM179 173V174H180ZM30 174V175H31ZM65 175V174H64ZM166 175V176H165ZM209 175H212V177L211 176H209ZM67 176V175H66ZM209 176V177H208ZM34 176H32L31 175V177L30 178H32L31 180H33V179H35V177L33 178ZM64 177V176H63ZM163 176H161V175H159V178H160V182H159V184H158V186L160 185L161 186V188H163V185H165V186H169V177H168V182H167V178H164V179H161ZM164 177H167V174H164ZM30 178L28 179V180H30ZM211 178V179H210ZM244 179L246 178V179H248L249 181V183H251V181L252 182H254V181H256V180H252L251 179V177H249V176H244L243 177ZM53 180H57V178H52ZM242 179V178H241ZM164 180H166V182L167 183H165V182H162L161 183V181H164ZM209 180V181H208ZM10 181H12V180H8V182H10ZM159 181V180H158ZM178 181H176V182H178ZM261 181V182H260ZM258 180V182H255V183H257V184H259V183H264V180ZM7 181L4 183V184H1V183H3V182H1L0 184L3 186H0V189L1 188H3V190H5V189H7V191L9 190V192H10V190H11V187H12V190L11 191H13V189L16 191V193L17 192H19L18 190H20V187L18 186V184L16 183L17 181H15V183H14V179H13V181L11 182L12 184H15V185H13V186H15V187H13L12 186V184H10L9 185V187H8V184H6V183H8ZM173 182V183H172ZM208 182H210L211 184L209 185L208 184ZM174 183H175V185H174ZM177 184V185H176ZM238 184V185H237ZM236 185H234V183L232 184H229V185H227L225 188H232V189H234V190H236L237 188H242V185L240 184L239 185V183H237ZM5 185H6V187H5ZM11 186V187H10ZM164 186V188H166ZM168 186H167V190H169L168 189ZM171 186H172V188H171ZM177 186V187H176ZM178 186H180V187H178ZM102 187V186H101ZM100 187V188H101ZM221 187V186H220ZM224 187V186H223ZM245 187V186H244ZM96 188V187H95ZM95 188H93V190H91V191H95V190H97V191H95L94 192V194H92L93 196L94 195H97L96 197L94 196V198H92V200L94 201V206H95V208H97L98 206V204L101 202V199H105V194L103 195V193L101 192V191H99L98 190V187H97V189H95ZM161 188H159V189H161ZM209 188V189H208ZM212 188V189H211ZM216 188V187H215ZM217 188H219V187H217ZM222 188V187H221ZM158 189V191H162L163 192V190L164 189H161V190H159ZM202 189H204L202 192H200ZM227 189V190H228ZM229 189V190H230ZM231 189V190H232ZM2 190V189H1ZM1 190H0V196H2L3 194V196L4 197H6L5 196V193H4V191H3V194L1 193ZM166 190V189H165ZM174 190H176V189H174ZM188 190V189H187ZM212 190V191H211ZM6 191V190H5ZM6 191V192H7ZM14 191V192H15ZM178 191V190H177ZM165 192L166 191H164V195H165ZM190 192V191H189ZM191 192V193H192ZM210 192L208 191V195L210 194ZM211 193V195L213 194H215V193ZM97 193V194H96ZM100 193H102L101 195H100ZM190 193V194H191ZM195 193V192H194ZM193 193V194H194ZM195 193V194H196ZM202 193V195H203V197L204 196H206V198H207V196L208 195H204ZM218 193H221V191H219V192H217L215 195H216V197H217V194ZM13 194H15V193H13ZM28 194H30V193H28ZM160 194H162V193H160L159 192V197L158 198H162L161 196H164V195H160ZM167 194H170V193H168L167 192ZM172 194V193H171ZM187 194H188V192H187ZM189 194V195H190ZM16 195H18V193L16 194ZM98 195H99V197H98ZM211 195H209V199L207 198H204L205 200H207V204H206V202H205V200H204V207H206V208H203V205L201 206L203 209H204V211H203V209H201L200 208V210L199 211H203V213H207V209H208V211L209 210H212L213 211V209H211V207H209V206H211V204H216V202L217 201H219V200H217L218 199V197H217V199H215L216 197H214V196H211ZM2 196V197H3ZM210 196L212 197V198H210ZM2 197H0V199L2 198ZM28 197H30V195H27V196H25V198L23 199L25 202L26 201H30L31 202V200H29V199H27L26 200V198H28ZM31 197H32V195H31ZM76 197H80L81 198V195L79 194V195H77ZM99 199H98V198ZM102 197V198H101ZM168 197H170V196H168ZM168 197H166L167 199H168ZM203 197H201V199L203 198ZM237 197H239V196H237ZM241 197V196H240ZM22 198V197H21ZM165 198V199H166ZM171 198H172V196H171ZM5 199H7V198H5ZM5 199H3V200H0V205H1V201H2V205L1 206H3V201L5 200ZM15 199H16V197H15ZM97 200V202H96V200ZM200 199V198H199ZM198 199V200H199ZM200 199V200H201ZM238 199V198H237ZM22 200V199H21ZM100 200V201H99ZM203 200V199H202ZM241 201H243L242 199H240ZM239 200V201H240ZM241 201H240V203H241ZM99 202V203H98ZM201 202V201H200ZM97 203V204H96ZM208 203H209V206H206V205H208ZM217 203H219V202H217ZM30 204V203H29ZM206 204V205H205ZM213 204V205H214ZM236 204H239V202L237 201V203H235V205ZM242 204V203H241ZM5 205V204H4ZM212 205V206H213ZM0 206V207H1ZM97 206V207H96ZM215 206V205H214ZM214 206H213V208H214ZM208 207V208H207ZM240 207V206H239ZM243 208H245V207H243ZM2 210V209H1ZM8 210V209H7ZM4 213V214H6L4 211H0V213ZM202 213V212H201ZM2 214H0V216H1ZM244 215H245V213H244ZM243 216V215H242ZM4 217L5 218H7V216H5L4 215ZM3 217V218H4ZM167 217V215L164 217V220H162V221H160V223H159V221H157V222H154V221H152L151 220V222H150V224H151V226H150V224H148L147 226H144V224H143V226H142V224H141V226H133V228H131L130 229V227H129V231H127V228H124L126 231H123L122 232V230H124V229H120V228H118L120 231L118 232L119 234H118V236L116 235L115 237H117L118 239H119V241H118V239L117 238H115L114 237V241H117L116 243H119L120 241H121V243H119V244H123L124 245V243L126 242V240H127V242L125 243V245L126 246H123V247H125L126 249H128L130 252H140L141 250H142V248H145L146 247V249H148V248H150L151 246H154V244H155V246L157 245V246H159L160 247V245L159 244H161V245H163L165 242H169V243H172V244H174L173 246L171 245V244H169L168 243V245H166V249L164 250H162L161 251V253H163V254H161L162 256L164 255L165 256V254H166V256L165 257H162L163 259H161L160 261H161V263H159V264H170V261L172 260L173 262L174 261H176L175 262V264H178V262H180L181 260H179L180 258L179 257H181V255L182 254H187L188 253V251L190 250V248L188 249V244H190L191 242H195V241H190V240H192V237H190V236H192V234L190 233V232H188L190 229H187V227H190V226H188L186 223L184 224L186 227L184 228V225H179V224H176L175 222H174V220H171V221H173L172 223H170V221H167V220H169L168 218L167 219H165ZM173 217H175V216H173ZM0 218H2V217H0ZM4 218V219H5ZM65 218H69L68 216H66ZM176 218V217H175ZM258 218L259 219H261V216H258ZM167 221V223L169 224V225H172V224H176V225H178L179 226V230H180V232H178V226H174V225H172V226H174V227H177V228H174V229H176L175 231H174V229H173V233H177V234H174V236H173V238H175V237H177V236H180V238H178L177 237V239L175 240V239H169V235H170V233H167L168 234V236L166 235V232H169V229L170 228H168V230H167V228L165 227V226H167L168 224L166 223V221ZM124 221H125V218H124ZM155 221H156V219H155ZM4 222V221H3ZM162 222V223H161ZM164 222H165V224H164ZM177 222V221H176ZM180 222V221H179ZM147 223V222H146ZM178 223V222H177ZM181 223V222H180ZM261 223V222H260ZM159 224V225H158ZM167 224V225H166ZM181 224H183V223H181ZM164 225V226H163ZM260 225H262V224H260ZM262 226H264V225H262ZM1 227H3L1 230H0V252L2 253H0V264H3L5 261H3V262H1L2 260H4V259H9L10 260V257H12L13 256V254H10V252H12V251H10L9 252V250H8V247H10L9 249L10 250H12L11 249V247H14V250L15 251H17V252H19L20 250H23L22 248H24L23 246H25L26 245V243L24 244V245H21V244H23V242H21L20 240H21V236H19V235H21V231L19 232V231H11V229H9L8 230V232H10L9 234H7L8 232L6 231V228L8 227V224L7 223H1ZM0 227V228H1ZM70 227V226H69ZM69 227H67L68 228V230H69ZM118 227V226H117ZM117 227H115L113 230H115ZM126 227V226H125ZM137 227H139V228H137ZM140 227H142V228H145V229H147V230H145V229H142V228H140ZM157 227V228H156ZM158 227H165L166 229H164V231H165V233H164V231L162 230V229H158ZM169 227V226H168ZM182 227L184 228V229H186V231L184 230V229H182ZM258 227H260V226H258ZM122 228V227H121ZM66 229V228H65ZM118 229H116V230H118ZM133 229V230H132ZM137 229V230H136ZM140 229V230H139ZM132 230V231H131ZM139 230V231H138ZM151 230V231H150ZM158 230V231H157ZM159 230H161V231H159ZM3 231V232H2ZM183 231V232H182ZM111 232H112V230H111ZM113 232H115V231H113ZM120 232H122V233H120ZM130 232V233H129ZM132 232V233H131ZM133 232H135V233H133ZM146 232H148L149 234H147ZM155 232V233H154ZM5 234V236H4V234ZM146 233V234H145ZM163 233V234H162ZM184 233V234H183ZM189 233V234H188ZM74 234V233H73ZM145 234V235H144ZM172 234V233H171ZM179 234V235H178ZM191 234V235H190ZM64 235H66V234H64ZM139 235V236H138ZM149 235V236H148ZM155 235V236H154ZM158 235V236H157ZM161 235V236H160ZM167 237H166V236ZM175 235H177V236H175ZM187 237H190V239H188L189 240V242H188V240L186 239V236ZM243 235V236H242ZM244 235L245 234H240V235H238L237 237H239V239H244L245 237H244ZM10 236H11V238H10ZM15 236V237H14ZM74 236H75V234H74ZM121 236H122V238H121ZM142 236H144V237H142ZM8 237V238H7ZM61 237H62V234H61ZM64 237V236H63ZM62 237V238H63ZM67 237V236H66ZM71 237V236H70ZM76 237H78V236H76ZM126 237V238H125ZM148 237V238H147ZM152 237V238H151ZM20 238V239H19ZM59 238H60V236H59ZM125 240H124V239ZM160 238V239H159ZM162 238V239H161ZM171 238V237H170ZM10 239H12V240H10ZM17 239V240H16ZM48 239H51V238H47V237H45L44 238V240L42 239L41 240V243H36V242H34V243H32L31 244V246H33L34 245V250H36L37 249V251L39 250V251H41V249H39L40 247H38V246H41V245H43L44 244V247H45V245L47 246H51L50 247V249L52 248V246L54 245V244H51V243H49L51 240H48ZM66 239V238H65ZM64 239V240H65ZM67 239H68V237H67ZM74 239H75V237H74ZM78 239H79V237H78ZM115 239H117V240H115ZM120 239H122V240H120ZM138 239V240H137ZM151 239V240H150ZM168 239L170 240V241H168ZM70 240V239H69ZM69 240H66V242L64 241L63 243H65L64 245H67L69 242H67V241H69ZM72 241H71V243H69L70 245H68V246H66L65 248L67 249V247H71V245H72V247L74 246L73 244H75V243H72L73 241H75V240H77V239H75V240H73V239H71ZM125 242H124V241ZM140 240H141V242H140ZM144 242H143V241ZM171 240H172V242H171ZM173 240H175V242L176 243H174L173 242ZM178 240H180L179 242H178ZM8 241V242H7ZM10 241V242H9ZM14 241V242H13ZM43 241V242H42ZM54 240H52V242H53ZM131 241V242H130ZM146 241V242H145ZM161 241V242H160ZM12 242V243H11ZM130 242V243H129ZM186 242H187V245H186ZM54 243V242H53ZM67 243V244H66ZM151 243V244H150ZM179 245H178V244ZM181 243V244H180ZM15 244V245H14ZM129 244V245H128ZM133 244V245H132ZM195 244V243H194ZM9 245V246H8ZM19 245V246H18ZM22 247H21V246ZM37 245V246H36ZM135 245V246H134ZM171 245V246H170ZM27 246V245H26ZM25 246V247H26ZM129 246V247H128ZM133 246V247H132ZM145 246V247H144ZM165 246V245H164ZM167 246H169V247H167ZM178 246H179V248H178ZM186 246V247H185ZM72 247L69 249H67L70 253H71V249H72ZM134 247H135V250H134ZM137 247V248H136ZM158 247V248H159ZM182 249H181V248ZM185 247V248H184ZM190 247H191V249H192V246L190 245ZM16 248V249H15ZM20 248V249H19ZM32 248V247H31ZM47 248V247H46ZM74 248V247H73ZM168 248V249H167ZM19 249V250H18ZM32 249V250H33ZM47 249H49V247L47 248ZM53 249V248H52ZM140 249V250H139ZM33 250V252L34 253H36L37 251H34ZM67 250H66V252L64 253V260L61 262V260H59V258L61 259V258H63V257H57V260L59 261V262H61V263H63V264H70V262H69V258H75V257H77L76 256V253L74 254L73 252H75L74 251V249H72L73 251H72V255H68V254H70V253H68L67 252ZM167 250V251H166ZM171 250V251H170ZM175 250V251H174ZM52 251V253H53V250H51ZM165 252V254H164V252ZM178 251V252H177ZM181 251H182V254H180L181 253ZM54 252L56 253V254H58V251H55L54 250ZM171 252V253H170ZM180 252V253H179ZM185 252V253H184ZM39 253V252H38ZM37 253V254H38ZM177 253H179V254H177ZM54 254V253H53ZM55 254V255H56ZM4 255V256H3ZM9 255H10V257H9ZM55 255H53V259H51V261L52 260H54L55 258H54V256ZM72 256V257H68V256ZM73 255H75V257L73 256ZM7 256V258H1V257H6ZM63 256V255H62ZM183 256V255H182ZM56 257V256H55ZM171 258H173V259H171ZM166 259V260H165ZM182 259V258H181ZM9 260H6V261H8V262H6V264H9ZM56 259L54 260V261H56V262H58ZM177 260H178V262H177ZM164 261V262H163ZM168 261V262H167ZM172 261H171V263H172ZM48 262V261H47ZM58 262V263H59ZM65 262V263H64ZM54 264V262H50L49 261V264ZM60 263V264H61ZM28 264H31V263H28ZM47 264V263H46ZM56 264V263H55ZM172 264H174V263H172Z\"/></svg>",
  "mask_w": 264,
  "mask_h": 264
}]
</instances>
